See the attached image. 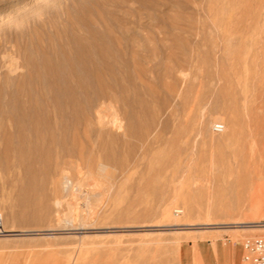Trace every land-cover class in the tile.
Listing matches in <instances>:
<instances>
[{
	"label": "rangeland",
	"instance_id": "1",
	"mask_svg": "<svg viewBox=\"0 0 264 264\" xmlns=\"http://www.w3.org/2000/svg\"><path fill=\"white\" fill-rule=\"evenodd\" d=\"M80 35L113 47L81 60L80 110L58 118L66 83L26 61ZM27 96L57 137L86 135L79 176L18 141L8 105ZM0 213V264H203L225 245L251 264L264 227L225 225L264 224V0H0Z\"/></svg>",
	"mask_w": 264,
	"mask_h": 264
},
{
	"label": "bare ground",
	"instance_id": "2",
	"mask_svg": "<svg viewBox=\"0 0 264 264\" xmlns=\"http://www.w3.org/2000/svg\"><path fill=\"white\" fill-rule=\"evenodd\" d=\"M67 44H68L67 48L60 52L58 51L59 53L55 58L44 56V55L43 57L42 56L43 52L42 53L40 52L42 58L39 60L33 61L30 59H27L26 61L24 59L26 61V65H28V67L31 68L30 76L27 74L29 76L28 77L29 80L31 79L38 80V79H44L46 77H51L54 80H56L55 82L60 81L62 83L63 81L66 83V84L64 83L65 85L62 86L60 89L57 88V90L54 91L55 97H59L60 95H62V98H55L54 100V105L56 107L55 115L56 117L59 116L63 118L67 116L65 113L66 106H69L73 110H76V109L80 110V105L74 102V98L76 96V87L73 84L72 85L69 84V82L70 83L73 82L77 87L79 86L81 87V73H82L81 72L82 70L81 60L83 61L92 60L93 61L95 60V57H94L95 52L97 53L102 52L105 49L113 47V42L111 40L107 39L106 41H99V37L95 35H90V38L88 39L86 44L81 42V35L80 37L71 38ZM50 54H52V52ZM38 95H39V92H38ZM29 99H30V96H27V99H25L24 101L10 102L8 105L9 114H10V110L12 111L11 113V117H13L12 119H15L13 116V111L17 112L18 115L16 116V121L21 123V129L19 130V132H17L18 141L24 145L26 144L32 147L33 152H31L30 156H32L31 158H34V159L44 158V155L45 154L48 155L49 151L56 153L55 154L56 160H54L57 163L56 166L59 164L58 165L59 169L60 168L65 169L67 165L68 166L70 165L75 171L74 172L76 173L75 175L79 176V174L82 172L81 167L83 165L82 164L83 160L86 161V166L89 167L88 162L91 159L90 157L91 153L87 154L88 145H90L91 143L87 140L86 135L84 134L85 136H81V130L75 127H72L70 131H66V129H63L62 131L64 132L63 137H60V136L57 137L56 131L53 132L54 125L51 120L52 113H50L46 105H44L43 103L36 104V102L31 101ZM110 109L111 108L107 107L105 104L104 107H101L99 110H97L96 114L98 116V120H96V122L97 123L100 122L102 124L106 123L108 119L107 113H108V110ZM116 118H114V116L112 117L113 120ZM112 119L108 120L107 123L112 122L113 121ZM14 125L15 124H13V127H15ZM5 142L7 144H11L12 137L8 136ZM46 143L53 146L55 152L53 151V148L51 147L50 148L42 147L40 148V150L36 151L37 148H39V146H41L42 144H46ZM85 156H87L88 158H86ZM79 165H81V167ZM96 165L98 167L97 169L98 171H101L102 169L106 167L104 166L105 164L103 165L102 163L101 164L98 163ZM78 166L81 169H79ZM67 169L69 168L67 167ZM60 171L62 173L63 170H60ZM87 172L90 173V170H88ZM262 188H263V185H258V184L255 185L254 192L251 195L252 202H255L257 200V198L259 197L258 190L261 191ZM225 226L250 229L254 227H261V226L264 227V224L239 225V226L238 225H234V226L225 225Z\"/></svg>",
	"mask_w": 264,
	"mask_h": 264
},
{
	"label": "built area",
	"instance_id": "3",
	"mask_svg": "<svg viewBox=\"0 0 264 264\" xmlns=\"http://www.w3.org/2000/svg\"><path fill=\"white\" fill-rule=\"evenodd\" d=\"M222 127L216 126V131H221ZM2 227V215L0 213V228ZM244 255L243 261L251 264H264V239L255 237L246 239L243 242Z\"/></svg>",
	"mask_w": 264,
	"mask_h": 264
},
{
	"label": "crops",
	"instance_id": "4",
	"mask_svg": "<svg viewBox=\"0 0 264 264\" xmlns=\"http://www.w3.org/2000/svg\"><path fill=\"white\" fill-rule=\"evenodd\" d=\"M229 249L227 245L217 247V259H214L212 254L202 251L201 261L203 264H217V262L230 264L231 261H236V257L233 254L234 252L232 253Z\"/></svg>",
	"mask_w": 264,
	"mask_h": 264
}]
</instances>
